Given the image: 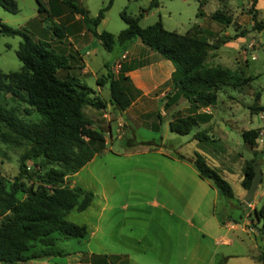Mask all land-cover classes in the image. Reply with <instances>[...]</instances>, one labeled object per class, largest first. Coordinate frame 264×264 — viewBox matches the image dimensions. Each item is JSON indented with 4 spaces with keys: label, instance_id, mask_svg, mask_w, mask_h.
<instances>
[{
    "label": "rangeland",
    "instance_id": "374dc122",
    "mask_svg": "<svg viewBox=\"0 0 264 264\" xmlns=\"http://www.w3.org/2000/svg\"><path fill=\"white\" fill-rule=\"evenodd\" d=\"M38 1L45 7L44 0ZM69 1L82 7L88 17H94L107 2ZM148 2L149 0H111L109 7L103 11L96 30L116 35L125 27L120 15L124 11L131 16L140 14V27L160 20L166 30L199 33L210 44L219 36L243 33L244 39L236 37L227 46L220 45L217 49L210 46L208 49L206 64L211 65L215 61L232 69L235 75L249 76L251 79L239 86L219 88L218 92L224 97L213 106L214 115L220 116L231 126L229 135L221 136L220 131L213 129L209 131L213 140L203 143L206 153L210 152V157L220 166L231 170L236 178L242 176L244 163L252 158L253 149L242 142L239 132L257 129L256 146H261V151L264 150V132L262 135L258 134L263 126L264 110L255 113L248 108L253 105L264 107V38L262 31L254 29L252 22L253 15L257 22L264 25V0H255L253 6H250V0H158L156 7L147 8ZM59 5H63L68 14L72 13L65 1ZM215 9L229 17V22L222 24L211 19L210 13ZM198 11L200 13L196 14ZM0 22L25 30L33 40L49 42L56 53L73 56L68 57L71 65L80 64L77 50L64 36V33H72L76 23L63 26L45 11L38 13L35 0H16L15 13L7 12L0 6ZM52 25L62 28V36H58L60 29L56 31L57 35L52 33ZM83 27L86 28L85 25ZM198 27L201 29H197ZM19 40L18 36L0 34L1 71L19 68L20 61L15 56ZM74 41L78 52L85 53L84 59L90 70L81 75L79 80L94 92L100 88V93L96 94L104 100L109 96L108 81L105 78L107 70L116 77L121 62L143 63L152 58L149 49L138 51V46H135L129 47V53L118 59L119 53L115 47L106 51L88 30L86 36L80 40L75 37ZM132 41L139 40L136 38ZM155 54L158 55L156 52ZM77 70L78 67L76 71L74 68L59 70L57 76L63 77L66 72L78 75ZM96 77L100 78L101 84H97ZM134 95L136 93L131 90V97ZM228 95L233 96L235 101L227 99ZM13 102L14 99L9 94L0 92V104L8 106ZM218 104L222 105L221 108ZM148 108L150 113L139 115L140 106L137 101L124 111H118L110 105L109 109H105L108 114V120L105 121V118H98L104 109L82 107L86 120L90 125L96 126L94 128L101 129L106 140L101 152L68 177L71 185H79L90 190L93 195L84 210H70L65 216L69 222L84 225L86 235L81 238H63L53 233L54 248L60 250L62 255L30 260L23 264H40L44 260L49 264H264V236L251 221V216L245 215L242 203L236 201L235 197L226 199L218 195L211 209L209 196H189L186 180L190 173L195 175L193 164L180 160L175 166L172 161L164 162V158L158 153L166 152L171 158L176 155L193 157V153L198 150L190 140V137L193 138L191 135L194 128L184 135L171 132L166 121L170 118L169 111H165L163 116L156 115L154 110L159 108L157 100H152ZM176 109V116L184 115L187 112L186 103L181 101ZM259 114L263 117L262 120L259 119ZM24 149L25 145L15 147L0 142V177L6 184L17 174L19 156ZM26 163L30 165L29 161ZM166 164L171 166H165ZM257 164H261L260 159ZM162 169L167 175L169 172L176 174L178 184L185 180V189L171 199H168L164 191L159 192V200L166 198L173 202V215L159 211L153 204L154 200L158 201L153 190L155 173ZM217 172L222 178H228L225 180L235 196L241 190L239 181L229 179L224 169H217ZM103 190L107 194V205L112 207L100 212L106 203ZM256 193L255 205L259 207L264 203L263 174ZM124 203L126 206L122 207ZM228 203H232L234 207H228ZM226 218L242 229L224 228L223 237L229 241L224 243L220 241L221 238L214 240L212 236L216 228L214 219L217 221ZM96 224L97 229L91 235ZM218 225L221 226L222 223L218 222ZM221 232L219 229L217 236ZM110 255H126L127 259L123 263L109 259Z\"/></svg>",
    "mask_w": 264,
    "mask_h": 264
},
{
    "label": "trees",
    "instance_id": "16d2710c",
    "mask_svg": "<svg viewBox=\"0 0 264 264\" xmlns=\"http://www.w3.org/2000/svg\"><path fill=\"white\" fill-rule=\"evenodd\" d=\"M35 1L38 12L42 11L41 3ZM64 1L70 12L81 16L86 29L106 51L115 47L120 54L137 38L171 63L173 69L167 82L169 89L164 95L163 109L177 104L179 99L189 104L188 113L168 121L171 132L184 135L198 123L207 121L209 115L196 112V109L213 104L221 86L235 87L251 79L237 76L229 68L205 63L210 46L217 49L221 44L243 36L241 32L219 36L210 44L199 33L166 30L160 20L140 27V14L131 16L122 11L120 15L125 27L113 35L96 30L111 0H107L94 17H88L82 7L71 1L60 0ZM254 3L255 0H250V6ZM157 5L158 0H149L147 8ZM0 6L7 12H16V0H0ZM210 18L222 24L229 22V17L217 9L210 13ZM252 22L254 29L262 31L264 38V25L253 15ZM50 28L54 35L60 29L58 36H62L60 26ZM0 34L20 38L15 49L19 68L8 72L0 70V92L14 99L8 106L0 104V142L15 147L25 145L19 156L17 174L8 184L0 177V264H23L62 255L54 248L53 233L63 238L86 235L84 225L69 222L65 216L70 210H84L93 195L90 190L71 185L68 177L104 149V136L101 129L91 127L82 107L103 109L109 103L114 109L124 111L129 106L132 90L127 86L129 80L124 72L141 63L121 62L116 77L107 70L105 78L109 96L104 100L76 76L68 72L63 77L57 76L59 70L71 68L68 57L73 58L72 55L58 54L49 42L33 40L25 30L2 22ZM95 80L101 84L99 77ZM248 108L255 113L264 110L261 105ZM240 136L242 142L253 149L252 158L244 163L240 180L241 187L246 189L253 175L252 162L258 166L257 129L242 130ZM192 137L198 143L208 140L204 129L195 131ZM192 164L198 176L210 181L219 196L233 197L229 183L205 162L201 154L193 153ZM245 215L251 216V221L264 236V203L251 211L246 210Z\"/></svg>",
    "mask_w": 264,
    "mask_h": 264
},
{
    "label": "crops",
    "instance_id": "0c3cea01",
    "mask_svg": "<svg viewBox=\"0 0 264 264\" xmlns=\"http://www.w3.org/2000/svg\"><path fill=\"white\" fill-rule=\"evenodd\" d=\"M44 3H45V7H44V5L43 6L40 5V8L42 9V11H45L47 13V15L51 16L52 19L63 24V26H66L67 24L76 23V26L72 30V33H64V36L72 43L71 44L72 47H74V49L77 50V56L79 57L80 64L78 66L71 65V68H74L75 71H76L77 67L79 68V70H77L78 75L72 74L79 79L81 75L89 73L90 70L88 68V65L86 64L85 59H84L85 53L80 54L78 52V49L74 44V42H75L74 40H75V37H77L80 40V39H82L83 36H86L87 29L83 27L84 23L82 22L81 16L77 13L68 14L67 11H65V9H64L65 7L63 5H59L61 2H59L58 0H44ZM37 12H38V9H37ZM199 28L201 29V27H198L197 29H199ZM185 33H187V32H185ZM240 38L244 39V36L238 37V39H240ZM207 41H208V39H207ZM230 42H231V40L227 41L221 45L227 46V44H229ZM59 43H61V42H59ZM135 46H138V51L139 50L140 51L146 50L144 48H147L140 41H131L126 45L125 50L123 52H121L117 56V58L121 59L123 56H125L129 53V50H128L129 47L132 48ZM151 54H152L151 55L152 58L149 61H145V62L141 63L140 66L124 72V75L127 76L128 80H129L127 86L132 87V88H130V89H132V91H134L133 89H136L139 91L138 93H136V95H134L130 98L129 106H131L135 101H137V104L140 106L139 115L147 114V113H150V108H148L150 102L152 100H157L159 102V108H158V110H154V111H156V115L163 116L162 114H164V112L168 110L169 116H170V118H168L166 120L168 123V121H170L176 117L175 111L177 110L176 108L181 101L186 103V107H187L186 113H188V111H189V104L185 100L179 99L177 104L170 105L168 108L163 109L162 105L164 103V95L169 89V85L167 82H168V79L170 77V74H171L173 67L168 60H165V59L161 58L160 56L156 55L155 52L151 51ZM214 57H217V55L216 56L214 55ZM205 63H207V55H206ZM208 65H210V64H208ZM211 65L222 66L221 64L216 63L215 61ZM222 67H226V66H222ZM226 68H228V67H226ZM230 70L232 71V69H230ZM96 78H98V77H96ZM100 90H101L100 88H97V90H96V92H94V94L98 95L96 93H98V92L100 93ZM223 97L224 96L221 95V92H217V95H216V98H215V101L213 102V104L202 106V107H199L196 109V112H202V113L209 115V118L207 121L198 123L197 125H195L193 127L194 132L204 129L205 134L208 136L207 141L213 140V137L210 136L212 134L209 132L213 129L220 131L221 136L228 137V135H229L228 130L230 129L231 126L229 124H227L225 122V120H223L220 116L214 115V112H215L214 109L215 108L213 106L217 103V101L219 99H221ZM132 98H134V99H132ZM226 98L232 99L235 101L234 97L231 95H228V97L226 96ZM222 105H224V102H222ZM222 105L218 104V107H220ZM109 108H110L109 103H106L105 107L103 108L104 110L102 109L103 110L102 113L98 116V118L100 120H102V118H105L104 119L105 121L108 120L107 119L108 114H107L106 110ZM97 110H99V109H97ZM91 126L96 127L93 124H91ZM107 128L109 129L108 124H107ZM217 137H220V136L218 135ZM217 137H214V138L218 139ZM220 139H221V137H220ZM190 140H191L192 144L194 145V147L199 150V151L196 150V152H198L199 154H201L203 156L205 162L207 164H209L210 167H212L216 170L220 169V168L224 169L225 174L229 177V179H232V180L236 179L237 181H239V184H240V180H241L242 176L236 178L235 175L233 174V172H231V170H228L226 167L220 166L219 163L214 158L210 157V152L206 153V151H207L206 147L203 146V143L206 142V140L201 142V143H198L196 139L191 138V137H190ZM105 141L106 140L104 138V143H105ZM261 149H262L261 146L255 147V150L258 151V157L260 155H262L261 157L258 158L261 161V164L258 165L260 169H261V167H264V156H263L264 150L261 151ZM158 153L161 154V157L164 158L163 159L164 162H166L165 160H169V161H172L175 165L177 161L182 160L184 162H188V163L192 164V158H193L192 156L189 158H185L183 156H179V155L177 156L176 155V156L171 158V156H169L168 153H166V152L158 151ZM211 153H213V152H211ZM92 157L89 160H91ZM165 166L170 167L171 165L166 164ZM164 169H167V168L164 167ZM194 171H195V175H192L191 173L188 175V180H186V187L188 189L186 188V191L187 190L190 191L189 196L193 195L195 197H200V198H203L204 196H209L208 203L210 204V207L212 209L213 204L216 201V198L218 196V193H217L216 189L214 188V186L212 184H210V182H208L206 179L200 178L198 176L196 170H194ZM176 177H177L176 174H171L170 172L168 175L165 174L163 169H162V171L161 170L157 171L155 173V177H154V188H153V190H155V193L157 195V199L159 202L154 200L153 204L155 206H157V209L159 211H164L168 215H173V212H174L173 202L171 203V201L170 200L168 201L166 198L163 200H159L158 195H159V192L164 191L166 193V195H168V199H171V198L175 197L178 194V192L183 191L185 189V180L182 181L180 184H178ZM244 192H245V189H243L241 187V190L233 197H235L236 201L241 202V198H242ZM102 194L104 195V199H105L106 203H105V206L101 207L100 212L105 210V208H107V210H109L112 207L111 205H107V194L104 192V190H103ZM232 194H233V192H232ZM255 199L252 201V203L250 205V208H249L250 211L252 210V208H257L255 205ZM228 204H229L228 207H231V208L234 207V205L232 203H228ZM121 206L124 207V206H126V204L124 203ZM184 206L185 207L187 206V199L184 200ZM218 222L222 223V225L221 226L218 225ZM189 225H191V224H189ZM214 226L216 228H215V232L212 236L213 239L216 240V239L221 238L220 241L224 242V243L229 242L228 239L223 237L224 228H226L228 230L238 229V228L242 229V228L238 227V224L230 222L229 218L222 219V220L217 219V221H216V219H214ZM96 229H97V224L94 226V230H92L90 232V234L93 235L94 232L96 231ZM219 229L222 232H221L220 236H217L219 233ZM108 258L125 263L124 260L127 259V256L124 255L122 257H118L117 255H113V256L110 255V256H108ZM45 261L46 260L42 261L40 264H49L48 261H47V263ZM57 263L58 262H56V264Z\"/></svg>",
    "mask_w": 264,
    "mask_h": 264
},
{
    "label": "water",
    "instance_id": "95a60500",
    "mask_svg": "<svg viewBox=\"0 0 264 264\" xmlns=\"http://www.w3.org/2000/svg\"><path fill=\"white\" fill-rule=\"evenodd\" d=\"M252 166L253 175L251 177L249 186L245 189V192L241 198L242 206L246 210H249L252 201L256 198V190L258 185L261 183V172L259 166L255 165L254 162H252Z\"/></svg>",
    "mask_w": 264,
    "mask_h": 264
},
{
    "label": "built area",
    "instance_id": "2783aa9c",
    "mask_svg": "<svg viewBox=\"0 0 264 264\" xmlns=\"http://www.w3.org/2000/svg\"><path fill=\"white\" fill-rule=\"evenodd\" d=\"M259 119H263V117L259 114ZM262 123H263V126H262V128L260 129V131L258 132V134H260V135H262L263 134V132H264V120L262 121ZM260 172H261V174H263V176H264V167L263 168H261L260 169Z\"/></svg>",
    "mask_w": 264,
    "mask_h": 264
}]
</instances>
